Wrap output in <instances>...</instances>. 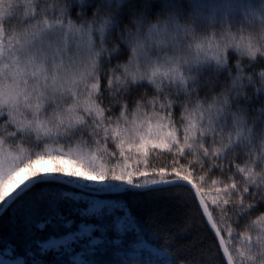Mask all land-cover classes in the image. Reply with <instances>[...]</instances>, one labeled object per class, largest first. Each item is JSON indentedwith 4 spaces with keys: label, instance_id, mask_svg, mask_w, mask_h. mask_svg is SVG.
<instances>
[{
    "label": "snow or ice",
    "instance_id": "1",
    "mask_svg": "<svg viewBox=\"0 0 264 264\" xmlns=\"http://www.w3.org/2000/svg\"><path fill=\"white\" fill-rule=\"evenodd\" d=\"M0 264H264V0H0Z\"/></svg>",
    "mask_w": 264,
    "mask_h": 264
},
{
    "label": "trees",
    "instance_id": "2",
    "mask_svg": "<svg viewBox=\"0 0 264 264\" xmlns=\"http://www.w3.org/2000/svg\"><path fill=\"white\" fill-rule=\"evenodd\" d=\"M166 159H167V157H161L159 159L154 158L153 161H152V163L153 164H159V163H162Z\"/></svg>",
    "mask_w": 264,
    "mask_h": 264
}]
</instances>
